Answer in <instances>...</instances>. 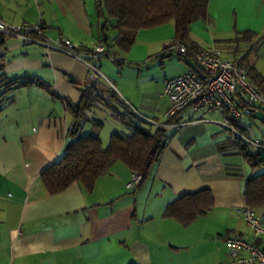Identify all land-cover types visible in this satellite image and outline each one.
<instances>
[{
	"label": "crops",
	"instance_id": "0c3cea01",
	"mask_svg": "<svg viewBox=\"0 0 264 264\" xmlns=\"http://www.w3.org/2000/svg\"><path fill=\"white\" fill-rule=\"evenodd\" d=\"M207 10V20L191 23L189 43L219 47L224 57L245 65L259 85L249 69L262 78L264 73L251 63L255 50L244 59L250 41L241 40L240 32L254 31L253 41L264 33L242 20L243 15L259 20L264 0H209ZM0 19L39 25L48 38L64 36L84 50L103 40L107 51L92 61L94 71L38 44L11 36L0 41V264H223L227 236L253 238L240 212L250 169L229 147L236 136L225 126V121L237 130L236 124L250 126L264 136V121L252 116L255 128L246 117L239 123L227 112L180 111L171 122L189 123L165 128V149L135 189L126 188L131 171L120 161L90 191L74 182L51 194L41 180L72 141L67 102L76 106L83 89L92 104L80 135L97 136L103 147L112 133H131L114 113L149 128L154 127L144 119L163 121L164 80L196 68L193 57L168 50L173 21L139 29L124 51L114 45L117 32L111 21L98 17L94 0H0ZM221 31L233 36L222 37ZM30 79L48 90L19 83ZM202 190L213 200L205 214L186 226L163 216L168 204Z\"/></svg>",
	"mask_w": 264,
	"mask_h": 264
},
{
	"label": "trees",
	"instance_id": "16d2710c",
	"mask_svg": "<svg viewBox=\"0 0 264 264\" xmlns=\"http://www.w3.org/2000/svg\"><path fill=\"white\" fill-rule=\"evenodd\" d=\"M208 3L209 0H94L98 17L107 18L116 30L117 34L113 41L118 48L129 50L139 29L173 21L174 37L171 44L176 41L184 43L187 46L188 57H193V53L200 50L189 43V27L195 21L207 20ZM240 34L241 40L247 41H251L255 36V32L251 30L241 31ZM261 42H264V33L256 42L249 45L244 59H247ZM249 75L259 85L262 84L264 78L254 68L249 69ZM19 83L35 84L48 90V87L37 79ZM91 104L92 99L85 89L81 90V99L76 106L67 102V109L72 115L68 130L72 141L67 144L60 157L41 173V180L51 194L63 191L74 182L81 183L90 191L96 180L106 174L117 161L126 165L131 172L136 171L142 175L140 185L147 179L152 166L165 149L168 139L165 128H157L149 123L147 125L154 128L139 126L125 114L114 113V116L129 126L131 133L128 135L112 133L105 147L95 135L81 136V126L86 119L85 112ZM172 120L174 119L170 121ZM93 124L97 127L102 125L97 121ZM236 126L239 132L245 133L244 128L238 124ZM229 147L235 150L250 169L244 183L246 206L257 213L264 211V150L252 149L239 137L230 141ZM212 204L210 192L202 190L177 198L166 206L163 216L175 218L186 226L198 215L205 214Z\"/></svg>",
	"mask_w": 264,
	"mask_h": 264
},
{
	"label": "built area",
	"instance_id": "2783aa9c",
	"mask_svg": "<svg viewBox=\"0 0 264 264\" xmlns=\"http://www.w3.org/2000/svg\"><path fill=\"white\" fill-rule=\"evenodd\" d=\"M5 36L62 53L84 63L94 71L97 69L92 61L107 53L103 40L84 50L64 36L48 38L39 25H12L0 19V41ZM168 50L180 56H186L188 53L187 46L178 41L172 43ZM193 59L196 63L195 70L166 78L163 82V94L168 100L163 121L144 119L146 123L157 128L185 125L189 123L188 120L180 123H172L170 120L187 108L192 111L211 109L227 112L239 123L254 111L264 112V87L249 78L245 65L224 57L221 49L216 46L200 49L193 53ZM93 76L94 74H90V77ZM225 126L252 149L264 150V136H257L252 127L245 126L246 133H241L228 121H225ZM141 179L140 173L131 172L125 184L126 188L135 189ZM240 212L253 238L227 236L225 243L228 258L223 264H264V216L246 205Z\"/></svg>",
	"mask_w": 264,
	"mask_h": 264
},
{
	"label": "rangeland",
	"instance_id": "374dc122",
	"mask_svg": "<svg viewBox=\"0 0 264 264\" xmlns=\"http://www.w3.org/2000/svg\"><path fill=\"white\" fill-rule=\"evenodd\" d=\"M253 2V1H252ZM258 14V13H257ZM259 16V20H253V19H251V20H249V17L247 16V15H243V19L242 20H244V22L245 23H247L246 25H248V26H251V27H255V28H257L259 31H264V15H261V14H259L258 15ZM256 18V17H255ZM256 22V23H255ZM262 22V23H261ZM250 23V24H249ZM247 26V27H248ZM222 30H224V29H222ZM220 34L222 35V37H230V36H233V32L232 31H221L220 32ZM231 34V35H230ZM230 35V36H229ZM244 40V39H243ZM257 40V39H256ZM256 40H254L253 41V38L251 39V41H250V44L251 43H254V42H256ZM234 42H236V41H234ZM237 43V42H236ZM236 44H234V46H235ZM247 47L249 46V44H247L246 45ZM245 46V47H246ZM233 48H236V47H233ZM239 50V49H238ZM237 51V49H235V52ZM240 51H241V49H240ZM238 52V51H237ZM236 52V53H237ZM250 60H251V63H253L254 65H255V67L259 70V71H261L262 73H264V42H261V43H259L258 44V46L255 48V52H253L252 54H251V56H250ZM107 95H108V93H107ZM108 98H110L111 99V101H116L117 102V100H114V99H116V98H114L112 95H108ZM119 105V104H118ZM123 111L126 113L127 112V114H129V115H131V116H133V117H135L136 118V115H135V113L133 112V111H131L132 109H129V107H127L126 105H124L123 107ZM246 120V124H248V125H252L254 128H255V125H254V123L255 122H253V120H251V119H249L248 117H246L245 118ZM257 128V127H256ZM242 215V214H241ZM245 222V221H244ZM246 224V223H245ZM247 227V226H246Z\"/></svg>",
	"mask_w": 264,
	"mask_h": 264
},
{
	"label": "water",
	"instance_id": "95a60500",
	"mask_svg": "<svg viewBox=\"0 0 264 264\" xmlns=\"http://www.w3.org/2000/svg\"><path fill=\"white\" fill-rule=\"evenodd\" d=\"M251 116L261 121H264V112L260 110L252 112Z\"/></svg>",
	"mask_w": 264,
	"mask_h": 264
}]
</instances>
